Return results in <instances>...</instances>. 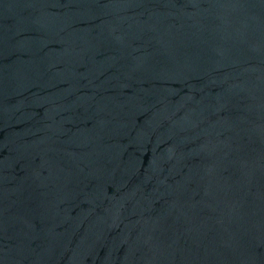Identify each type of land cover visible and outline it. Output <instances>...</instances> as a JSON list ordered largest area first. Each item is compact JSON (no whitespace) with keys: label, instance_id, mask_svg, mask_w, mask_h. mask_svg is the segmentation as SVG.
Returning a JSON list of instances; mask_svg holds the SVG:
<instances>
[{"label":"water","instance_id":"95a60500","mask_svg":"<svg viewBox=\"0 0 264 264\" xmlns=\"http://www.w3.org/2000/svg\"><path fill=\"white\" fill-rule=\"evenodd\" d=\"M0 264H264V0H0Z\"/></svg>","mask_w":264,"mask_h":264}]
</instances>
